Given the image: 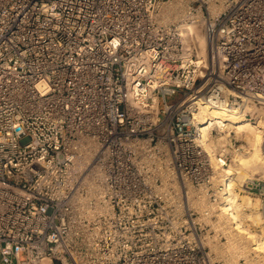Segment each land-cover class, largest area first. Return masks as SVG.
Here are the masks:
<instances>
[{"label":"built area","instance_id":"2783aa9c","mask_svg":"<svg viewBox=\"0 0 264 264\" xmlns=\"http://www.w3.org/2000/svg\"><path fill=\"white\" fill-rule=\"evenodd\" d=\"M258 103L264 0H0V264H213L202 108Z\"/></svg>","mask_w":264,"mask_h":264},{"label":"bare ground","instance_id":"6f19581e","mask_svg":"<svg viewBox=\"0 0 264 264\" xmlns=\"http://www.w3.org/2000/svg\"><path fill=\"white\" fill-rule=\"evenodd\" d=\"M182 27L183 29H190L189 26L182 25ZM202 114L204 117L206 116L205 122L202 126V130L204 132L207 131V128H210L217 123L227 125V127L224 128L225 134L219 135V137L217 136L216 140L218 142H215V140L203 142L205 148L209 151L210 156L212 157L213 165L219 169L223 176V180L225 179V191L221 192V199L218 201L220 211L219 217L226 219V228H230V231L233 232V234L230 235V240L232 238H236V241L238 239L241 240V242L243 241L249 246L250 250H254L255 252L261 254L264 258V240L262 239L263 233L258 231L256 232L251 229L244 221L245 217L250 220L258 219V210L255 212H245L242 210L246 203H249V206H251L250 204H254L255 202L246 195H240L234 189L236 180V178L234 180L235 174H238L237 176L241 180L246 175L245 172L248 169L253 171H264V111L262 107L258 108V118L255 121L246 117L244 110L236 106L231 109H225L219 106H204L202 108ZM231 127H234V129L237 130L236 134L238 136L243 135L247 143H245L246 151L238 155L236 158L237 161L231 163L228 167L223 165V158H220L217 151L219 146L223 145L222 143L224 139L231 135L229 130ZM255 204L258 207V203ZM262 215H264V211ZM234 235L236 237H233ZM244 245L240 248L239 245H237V247L235 246L236 250L234 251H240L242 253L247 252L245 248L246 246L244 247ZM233 246H231V249Z\"/></svg>","mask_w":264,"mask_h":264},{"label":"rangeland","instance_id":"374dc122","mask_svg":"<svg viewBox=\"0 0 264 264\" xmlns=\"http://www.w3.org/2000/svg\"><path fill=\"white\" fill-rule=\"evenodd\" d=\"M261 107L264 111V104L258 103V108H261ZM232 129L233 130L230 129L231 135L238 137L239 141H240L239 143H243L246 146L245 143H247V141L244 139L243 135L238 136L236 134L237 130L234 129V127H232ZM222 134H225V132H222L220 134H216L215 142H218L216 140L217 136L219 137V135H222ZM245 151H246V148L239 153H236V154L234 153L233 158L230 161H228L229 164L226 166L229 167L231 163L236 162L237 156L242 154ZM245 173H246V175L241 180L237 176L238 174L234 175V180L236 178L234 189L240 195H246V196H248V198L250 197V199H252L255 203H258V207L256 206L255 203L254 204L251 203L250 204L251 206H249V203H246L245 207H243L242 210L245 212H255L258 210V219L250 220V219H247V217H245L244 221L251 229L255 230L256 232L257 231L262 232L263 233L262 239L264 240V232H263V230H264V215H262L263 211H264V194H261L259 190H258V193H251V192L245 190L241 184L250 178H258V183H264V171L263 170L253 171L251 169H248ZM222 177L223 176H222L221 172L219 171V169H217L215 167V172H214V177H213V185L216 186L219 183H221L223 181ZM196 206L200 210V214H199V217L197 219L200 221H203V228L201 230V236L203 237L202 239L204 241V244L207 246L208 251H210V253H211L213 264H264L263 256L261 254L255 252L254 250H250L249 246L246 243H244L243 241H242L243 242L242 243L241 240H239V239L237 240L238 241L237 242L236 238H232L230 240V235H232L233 232L230 231L231 230L230 228H226V225H227L226 219L222 218V217H221L222 218L221 219L219 217L220 211H219L218 202L217 203H210L209 199L204 195V197H200V199H198V201L196 202ZM205 209H209V213L207 215L204 214ZM261 212H262V214H261ZM226 230H227V232H226ZM229 232H231V233H229ZM233 237H236V236L234 235ZM230 242H231V245H230ZM237 245H239V248L243 247V245H244V247L246 246L245 247L247 250V252H245L246 254L242 253L240 251L235 252L234 250H236ZM231 246H233L232 249H231ZM233 248H235V249H233ZM248 248H249V251H248Z\"/></svg>","mask_w":264,"mask_h":264}]
</instances>
